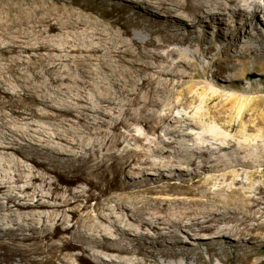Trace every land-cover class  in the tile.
Masks as SVG:
<instances>
[{"label": "bare ground", "instance_id": "bare-ground-1", "mask_svg": "<svg viewBox=\"0 0 264 264\" xmlns=\"http://www.w3.org/2000/svg\"><path fill=\"white\" fill-rule=\"evenodd\" d=\"M127 1L137 9L122 0H0V264H141L137 255L209 264L203 252L252 264L264 244V130L230 134L228 102L209 106L205 86L195 93L206 109L189 118L205 73L179 55L182 45L206 54L224 41L204 69L233 80L226 71L253 52L235 42L248 37L258 0ZM227 14L231 37L216 26L206 37L181 33L220 26ZM244 169L247 180L236 179Z\"/></svg>", "mask_w": 264, "mask_h": 264}, {"label": "rangeland", "instance_id": "rangeland-1", "mask_svg": "<svg viewBox=\"0 0 264 264\" xmlns=\"http://www.w3.org/2000/svg\"><path fill=\"white\" fill-rule=\"evenodd\" d=\"M122 1L123 2L126 1V3L132 5V8L137 9V6L134 2H130L127 0H122ZM258 4L260 5L259 12L252 18L248 16L245 22L246 29L249 31L248 37L246 36L240 37L238 41L235 42L238 47H245L246 45H249L253 49V52L249 54L248 61L243 67L239 68L238 66L237 69H234L231 72L226 71L225 75L235 73L236 77L230 82H225L220 78H215V76L212 75V70L215 68L214 65H210V68L207 70L204 69L205 66L211 64L212 61L217 60V58L221 56V49L226 47V43L224 41H213L212 42L213 49L206 54H203L201 49L198 50L196 45H193L191 47H185L182 45L180 46L179 49L180 56H182L185 59L194 61V66L196 70L199 73L202 72L205 73V78L199 77L195 79L196 82L198 81V84L196 85L195 90H193L192 93L193 92L195 93V91L199 92L200 87L205 86V88H207L206 92L208 94L212 93V95L215 97L209 103V106H212L213 104H216L218 102L220 103L221 101L225 103L228 102V104L226 105L227 111L225 112V114H227L226 115L227 117H225V120L233 124L230 134L236 136L237 139H241V138L243 139L245 136L252 137L253 134L257 133L258 131L264 130V0H258ZM245 9L246 11H249L251 9V6L247 5L245 6ZM158 15L160 17H163V15L159 13ZM231 21L232 19L230 18V15L227 14L226 16H224L222 25L220 26H217L216 22H207L206 27L197 26L194 27L193 30L191 29V31H187L186 33L185 32H181V33L182 34L184 33L183 35L198 36L200 33L204 32L205 34L203 37H206L211 35V33L218 28L220 29L219 30L220 34H226L228 37H231L235 34L233 30V24L231 23ZM171 25L172 27H174L175 25H179V24L173 22ZM181 26L183 27V25ZM131 29L133 32H139L142 38L147 37L146 32L140 31L139 29H136L134 27H131ZM169 29H171V31L178 33V31L175 30L176 29L175 27L174 29L171 27ZM183 30H185V27H183ZM259 38H260V43L257 42ZM205 46L206 43H204L203 47ZM233 50L234 47L231 46L230 48H227L226 52L228 54H232ZM192 51H195L197 53L199 52L197 59L191 57ZM254 59H259L261 60V62L259 61L255 62ZM196 96H197L196 101L194 102V104H192V108L190 109L189 113L186 114L189 118H191V116L194 113L197 114V112L200 111L201 109L204 110L206 109L205 104H203L204 102H202L204 96L197 94ZM220 99L221 101H219ZM181 109H182L181 105L176 106L172 111V115L178 116L182 111ZM191 121L194 122L195 119H192ZM203 124L206 126L207 125L213 126L214 122L213 120L208 118L206 120L205 119L203 120ZM248 125L250 126L253 125L252 126L253 128L246 129ZM44 129L47 132H51V129L47 127H44ZM137 129L142 131L144 127L142 125H138ZM220 129L223 128L220 127ZM159 132L162 133L161 130H159ZM15 137L21 142H28V138H29L26 135L22 136V138L18 135H15ZM150 171L154 172L152 170ZM247 172L248 169L241 170V172H239L235 176L236 179L238 178L242 181H246ZM205 176H208V174H205ZM259 180L260 178L255 176L253 179L254 185H257ZM228 183H230V181H228ZM168 195L171 196L174 195V193L170 192L168 193ZM206 233H210V232H206ZM181 238L186 239L188 241L187 246L189 247L194 246L193 244H190V242L194 240V238L187 237L185 235H182ZM216 242L221 243L222 245L224 243V240L219 239ZM208 243L210 244V242ZM199 247H201V250H204L205 245L200 244ZM2 252L3 251L0 248V255L2 254ZM103 256L107 258V255H103ZM137 257L140 258V260L142 261L141 264H157V262L152 260L151 258L145 260L141 255H137ZM156 260L162 261L163 259L157 256ZM202 260L204 262H209V264H231L225 262L224 261L225 257L223 256L219 257V256L211 255V253L208 255L205 252H203L202 254ZM167 261L168 262L176 261V264H185V263L203 264V262L201 261L187 262L181 258H177L175 260L167 259ZM249 261L252 262V264H264V244L254 249V252L250 256Z\"/></svg>", "mask_w": 264, "mask_h": 264}]
</instances>
